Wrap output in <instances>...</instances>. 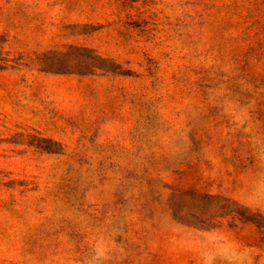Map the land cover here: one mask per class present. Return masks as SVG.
<instances>
[{
    "label": "rangeland",
    "instance_id": "374dc122",
    "mask_svg": "<svg viewBox=\"0 0 264 264\" xmlns=\"http://www.w3.org/2000/svg\"><path fill=\"white\" fill-rule=\"evenodd\" d=\"M0 264H264V0H0Z\"/></svg>",
    "mask_w": 264,
    "mask_h": 264
}]
</instances>
